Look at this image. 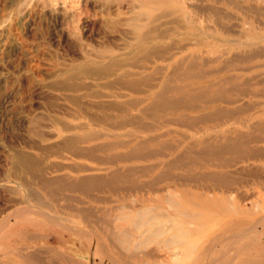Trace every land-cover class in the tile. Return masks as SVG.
Instances as JSON below:
<instances>
[{"label":"rangeland","instance_id":"374dc122","mask_svg":"<svg viewBox=\"0 0 264 264\" xmlns=\"http://www.w3.org/2000/svg\"><path fill=\"white\" fill-rule=\"evenodd\" d=\"M188 1L191 3L192 0H0V221H3L2 223L5 222L4 224L0 222V264H24L25 262V264H36L38 261L39 263L37 264H138L139 260H144L141 253L144 249L143 244L137 248L138 252L136 250V253L140 252L136 255L137 257L131 256L129 251L122 250L121 246L123 243L118 245L117 240L114 239L122 228L118 227L116 229L117 233L114 234L113 226L119 223L121 226L130 227V224H133L138 218V214L142 212L146 213V217H150L153 211L147 212L145 205L148 203L154 204V199L157 196L162 197V201L166 206L170 199L175 200L180 209L187 212V215L186 213L178 212L173 216V222L177 225L180 241L187 240L196 247L211 246L215 249L222 248L226 254L233 257L232 260L227 261L224 257L226 254L224 253L219 252L221 254L215 253L214 255L212 253H205L201 256L206 263L234 264L239 260H242L244 264L250 263L246 259H241L242 254L245 255V252L239 253L238 248L245 241L254 239H257L260 243L264 241V142L261 140L249 142L245 148L249 147L248 149H251L256 147L257 149H255L259 153L257 152L258 155L255 158L247 160H243L236 151H230V153L223 152V154L219 152V159H217V157L213 156V152L210 151L211 148L209 147H211L214 141H217L212 133H217V130L221 129H230L235 125H241L240 128L243 131L250 130L256 136L260 138L264 137L261 128L249 129L244 124L245 119L249 115L256 121L264 120V0H196L198 2L197 7L193 6L196 2L195 0H193L194 3L192 1V5L187 4L186 6ZM182 3L185 4L182 5ZM188 5L191 7L188 8ZM201 5L203 7L199 10L198 8ZM205 5H208L207 7L212 5L216 9L211 7L205 8ZM249 6H252V9ZM191 9L195 12H188ZM184 14H187V16H184ZM195 14L198 15L196 19L197 24L194 23ZM207 15L210 17H207ZM231 15L232 17H230ZM189 18L191 19L189 20ZM141 22H144L145 25ZM231 23L234 25L232 26ZM178 25H181V27ZM141 33L143 37L145 35V38H148V40L146 38V42L148 43H145V47L140 46L139 36ZM203 35L206 37H203ZM190 39L194 40L191 42ZM261 40H263V43H261ZM238 42L241 44H238ZM182 43L184 45H181ZM173 44L174 47L172 46ZM180 45L182 49H180ZM182 46L186 47L183 48ZM161 47H164V49ZM203 49L206 50L202 51ZM146 51L148 52L147 54ZM159 51L163 53H158ZM169 52H171V55ZM197 52L198 54L199 52L204 53L201 56L199 54L197 57V54H195ZM256 52L263 54L259 55L260 53H257L259 55L257 56ZM252 53L255 54L253 55ZM100 54H105V57ZM158 54H161L163 58ZM246 54H248V57ZM192 56H195V59ZM214 56L217 57L214 58ZM242 56L247 58L253 56V58L252 61L245 63L243 59H240ZM164 57L165 60H163ZM205 59L206 61H204ZM188 62L191 66H188L190 68L187 69V65L185 64H189ZM176 63L181 64V66L177 64L179 66L177 67ZM252 63L256 65L251 70L245 71L246 75L243 78L236 76L239 72L238 67ZM104 64L111 65L106 68ZM173 65H175L174 69L172 68ZM163 66L165 67L163 68ZM219 67L222 68L220 69ZM212 69L213 71H211ZM133 71L138 73H133ZM172 71L176 73L172 75ZM121 72H124V74L129 73L130 75H122ZM177 72L178 75L176 76ZM183 76L184 78H182ZM130 78H136L134 81L138 84H136L135 89H140V92L128 88V83L131 81ZM164 78L169 83H167L168 81L165 82ZM162 82L165 85L167 83V87L169 86V89H172L168 90L164 98L165 100L170 98L168 102L173 103L171 104L173 106L168 104V108L166 105L161 108H152L153 106L149 105L150 102H153L155 105V103L160 101V98L156 96L153 99L154 96H147L142 91L143 89H148L152 83L161 85ZM210 83L214 84L211 85ZM197 91L200 94L198 93L197 95ZM250 91L261 94H257L256 97L244 95L245 92ZM102 93H105L104 96ZM53 94H55V97ZM92 94L98 95L95 97ZM69 96L70 98L73 96L74 100L77 98L78 102L69 99ZM60 98L63 99L61 100ZM228 99L236 101L229 102ZM175 100L177 103H175ZM107 101H109V105H107ZM128 101L133 102L131 104ZM55 102L59 104L53 105ZM93 102L104 104L100 106ZM174 104L179 108L177 109ZM103 105L108 107L104 108L105 111L102 109ZM147 105H149L148 109ZM121 106H123V110ZM163 107L166 108L164 109ZM235 107L240 108H236L232 112ZM150 108L154 110L150 111ZM150 113L151 115L154 113L155 116L154 114L151 116ZM204 113L205 116L203 115ZM102 114L111 116V123L107 124L105 121H102ZM212 114L214 116L216 114V116L214 117ZM137 115L138 119L136 118ZM206 116H208L207 119ZM54 117L60 123H62V120L63 123L67 124L72 122L78 123V127L71 132L78 135V138L84 137V140L75 142L74 148L77 149H75L76 151H67L65 149L64 151L63 148L61 149L62 146L58 145L60 148L52 146V144L57 145L58 141L54 138L52 132L53 130H57L56 126L60 127L59 122L53 119ZM44 123L46 126H43ZM118 124L119 127L117 126ZM30 127L31 131L29 130ZM38 131L41 132L38 133ZM40 135L43 136L41 137ZM85 136L86 138L87 136L90 138L87 140ZM202 139L211 143L210 146H203ZM33 141L35 144H33ZM53 141L56 143H53ZM219 142L224 141L221 139ZM48 143H52L51 146ZM189 143H191V146ZM43 145L46 148L49 146L51 148L45 149ZM142 146L144 147L141 148ZM258 146H262L261 150ZM205 147H208L209 151L207 148L204 150ZM78 148L81 151L80 154ZM147 148L149 149L147 150ZM18 149L22 151L19 152ZM42 150H44V153H41ZM50 150L53 154H50ZM60 151L63 155H61ZM202 151L206 153H202ZM212 151H215L213 147ZM28 152L31 154L26 155H29L31 159L33 157V160H36L42 166H39L40 170L37 171V173L40 172L41 174L38 173L37 175L35 173L33 175L32 172L23 169L22 165L19 164L16 155ZM139 154H142L143 158ZM44 155L46 159L43 157ZM111 155L112 157H109ZM97 159H100V161ZM114 160L115 162H113ZM53 161L57 163L54 164L55 166H52ZM166 161L167 163L165 164ZM185 161L186 163H184ZM219 161L225 165L221 170L215 166ZM42 162L45 163L44 168L41 164ZM47 162L49 164H46ZM12 163L18 168H15ZM67 163H71V165L75 164L70 166ZM77 163L82 165H78ZM171 164L173 165L171 166ZM229 164L231 165L229 166ZM47 165L52 166L50 167L51 170ZM58 165L59 167H56ZM65 166L71 167V170ZM127 166H130V169L133 170H130ZM216 170L220 173L216 174ZM206 171H214L217 175V180L206 179ZM28 172L31 173V176ZM202 172L204 174L201 176ZM142 173L145 175H142ZM114 174L115 176H112ZM221 174L223 177H221ZM35 175L37 176L35 177ZM29 176L31 179L35 177L32 179L33 182H30ZM38 176H41V178L46 177L45 181L51 176L52 178H61L59 179V183L55 185L49 184V187L52 190L55 189V192L51 191L50 188L48 189V184H44V180L42 179L43 181H41V178ZM90 176L93 177L90 179ZM203 176L206 178H203ZM224 176L229 177L233 182L221 184L224 183L220 182L222 181L221 179H224ZM113 177L114 179H112ZM65 178L70 183L71 181L75 182L71 183L74 186L70 185V183L67 184V181L64 184ZM24 179L28 181L21 182ZM235 179H239V181L237 182ZM40 181L41 184L38 183ZM82 181L85 184L81 183ZM36 182L38 184H35ZM119 184L120 186H117ZM40 185L46 186L43 187L44 189H41L40 187L42 186ZM64 185H69V187H64ZM53 186L57 187L52 188ZM60 186L67 189L62 188L61 191L58 188ZM29 187L34 189L32 190ZM152 189L153 191H151ZM47 191L51 192V194ZM45 192L48 194L45 195ZM238 192H241V195ZM55 193L59 195L54 198ZM28 194L33 195L36 199L39 197V201L44 204L58 203L60 205L56 204L57 207L50 210L34 198L32 199V196ZM63 194H67L65 195L66 197L62 196ZM68 195L70 198L78 196L77 198H80L79 201L81 202H77L78 200L75 197L70 200L69 197L67 198ZM205 196L209 198L208 202H205ZM15 198H19L20 201L18 199L16 201ZM215 199L227 204L229 211L225 213L214 210L211 202ZM233 202L236 206L240 205L247 208V210L242 212L234 210L232 208ZM66 204L70 207V204H73L71 208L74 209L68 208ZM17 207L19 209L21 207L20 210L28 208L22 212L24 213L28 210V213L23 214L26 217L25 219L13 216L17 213ZM77 208L85 210L79 209L78 211ZM12 209L16 213L12 212ZM20 210H18V213ZM193 211L194 213H192ZM35 212H45L43 213L44 215L54 216L57 219L55 221L54 218H50L51 221H48L41 216L43 214L39 215ZM9 213L13 214L9 215ZM229 215H248L254 217V220L257 221L256 226L254 224L255 234L253 231L248 235H244L241 239L225 242L223 238L229 232L222 233L220 231H222L223 225L226 223ZM123 216L125 217L123 218ZM66 218L67 220H63ZM257 218L260 219L257 220ZM153 219L150 218L147 224L141 226L137 232L142 231L140 238L147 237V235H149L148 237L154 236L151 230L158 224H156L157 220ZM60 223L61 226H59ZM185 225L189 226V231L186 233L180 231ZM111 227L112 229H110ZM130 231H132L131 228ZM112 232L114 235L112 234L111 238L110 233ZM217 232H219L220 237L212 239V236ZM219 240L221 242H217ZM212 243L218 244L213 245ZM221 245L224 246L221 247ZM141 248H143L142 251ZM257 249L260 250V246ZM193 253L191 252V256H193ZM209 256L212 257V261L208 258ZM215 257H218V259ZM174 259L177 261H174L175 263H181L185 260L181 253L171 257V260ZM259 264H264V262L262 263L261 261Z\"/></svg>","mask_w":264,"mask_h":264},{"label":"bare ground","instance_id":"6f19581e","mask_svg":"<svg viewBox=\"0 0 264 264\" xmlns=\"http://www.w3.org/2000/svg\"><path fill=\"white\" fill-rule=\"evenodd\" d=\"M181 1V0H180ZM186 1V0H185ZM193 1V0H192ZM192 1H191V3H192ZM196 1V0H195ZM201 1V0H200ZM216 1V0H215ZM233 1V0H232ZM184 2V1H183ZM190 1H188L187 3H186V6H187V4H191V3H189ZM197 2V1H196ZM196 2H195V4L193 5V6H196L197 7V5H198V2H197V4H196ZM231 2V1H230ZM193 3H194V1H193ZM236 3V2H235ZM167 4V3H166ZM183 4H185V3H182V5ZM234 4V3H233ZM192 5V4H191ZM236 5V4H235ZM138 6V5H137ZM206 6V7H205ZM204 7L205 8H209V7H211V8H215V7H212V5H210L209 7H207L208 5H205ZM242 6V5H241ZM182 7V6H181ZM191 7V6H190ZM189 7V5H188V8H190ZM201 7H203L202 5L200 6V8H198L199 10L201 9ZM250 7V6H249ZM252 7V6H251ZM250 7V8H251ZM186 9H188L187 7H185ZM193 9V8H192ZM188 10V12H190L191 13V11H193V10ZM194 9H196V10H198L197 8H194ZM204 9V8H203ZM216 9V8H215ZM252 9V8H251ZM172 10V9H171ZM174 10V9H173ZM210 10V9H209ZM211 11H213L212 9H211ZM263 11V10H262ZM193 12H195V11H193ZM197 12V11H196ZM199 12V11H198ZM204 12V11H203ZM255 13H256V11H254ZM258 12V11H257ZM187 13V12H186ZM208 13V12H207ZM214 13V12H213ZM216 13V12H215ZM189 14V13H188ZM201 14V13H200ZM200 14H199V16H200ZM228 14V13H227ZM226 14V15H227ZM257 14H259V13H257ZM196 15V14H195ZM194 15V16H195ZM213 15V14H212ZM225 15V14H224ZM223 15V16H224ZM229 15V14H228ZM184 16H187V14L185 15L184 14ZM189 16H191V15H189ZM197 16L198 15H196V18H195V24H197L198 22H196V19H197ZM205 16H206V14H205ZM217 16V15H216ZM207 17H210V16H208L207 15ZM214 17H215V15H214ZM230 17H232V15L230 16ZM147 18V17H146ZM192 19H193V17H191ZM191 18H189V20L191 19ZM199 18V17H198ZM141 19H143V18H141ZM187 19V18H186ZM220 19V18H219ZM222 19V18H221ZM237 19V18H236ZM139 20V19H138ZM205 20V19H204ZM203 20V21H204ZM177 21H179V19H177ZM181 21H182V19H181ZM194 21V20H193ZM193 21H191V22H193ZM200 21V20H199ZM214 21V20H213ZM229 21V20H228ZM201 22V21H200ZM206 22V21H205ZM216 22V21H215ZM141 23H143V25H145L144 24V22H141ZM140 23V24H141ZM178 23V22H177ZM176 23V24H177ZM181 23V22H180ZM179 23V24H180ZM221 23V22H220ZM189 24H190V22H189ZM203 24V23H202ZM232 24V23H231ZM183 25V24H182ZM205 25V24H204ZM203 25V26H204ZM221 25V24H220ZM234 24H232V26H233ZM245 25V24H244ZM135 26V25H134ZM133 26V27H134ZM139 26H142V25H139ZM179 27H181V25H178ZM194 26V25H193ZM206 26V25H205ZM209 26V25H208ZM229 26H231V25H229ZM137 27V26H136ZM191 27V26H190ZM135 28V27H134ZM154 28V27H153ZM204 28V27H203ZM205 28H207V27H205ZM246 28V27H245ZM209 29H210V27H209ZM135 30V29H134ZM196 30V29H195ZM203 30V29H202ZM202 30H200V31H202ZM144 31H146V30H144ZM199 31V32H200ZM164 32V31H163ZM198 32V33H199ZM135 33V32H134ZM178 33V32H177ZM200 33H202V34H204L203 32H200ZM158 34V33H157ZM202 34H200V35H202ZM206 34V33H205ZM144 35V34H143ZM195 35V34H194ZM199 35V34H198ZM159 36V35H158ZM164 36V35H163ZM135 37V36H134ZM150 37H152V36H150ZM201 37V36H200ZM203 37H206V36H204L203 35ZM241 37V36H240ZM245 37V36H244ZM259 37V36H258ZM147 38V37H146ZM146 38H145V35H144V37L142 36V33L140 34V36H139V42H140V46L141 47H145V43H148V42H146ZM164 38V37H163ZM212 38V37H211ZM247 38V37H246ZM251 38V37H250ZM254 38V37H253ZM248 39V38H247ZM147 40H148V38H147ZM191 40V39H190ZM190 40H189V42H190ZM194 39H192L191 40V42L193 41ZM238 40V39H237ZM255 40V39H254ZM263 40H261V43H263L262 42ZM150 42V41H149ZM190 42V43H191ZM195 42H198V41H195ZM236 42V41H235ZM253 42V41H252ZM173 43V42H172ZM189 43V44H190ZM194 43V42H193ZM186 44V43H185ZM196 44V43H195ZM206 44V43H205ZM238 44H241V43H239L238 42ZM153 45V44H152ZM181 45H184L183 43L181 44ZM181 45H180V49H182L181 48ZM187 45H188V43H187ZM192 45V44H191ZM198 45V44H197ZM261 45V44H260ZM173 47H174V44L172 45ZM178 46H179V44H178ZM150 47V46H149ZM165 47V46H164ZM164 47H161V48H163L164 49ZM183 47V46H182ZM184 47H186V46H184ZM183 47V48H184ZM261 47H263V46H261ZM168 48V47H167ZM178 48V47H177ZM209 48V47H208ZM149 49V48H148ZM148 49H147V51H148ZM170 49V48H169ZM175 49V48H174ZM207 49V48H206ZM206 49H203L202 51H205ZM150 50V49H149ZM155 50H156V47H155ZM158 50V49H157ZM160 50V49H159ZM165 50H166V48H165ZM164 50V51H165ZM260 50V49H259ZM146 51V54L149 52H147ZM151 51V50H150ZM225 51V50H224ZM256 51V50H255ZM160 52H162V51H159L158 53H160ZM168 52V51H167ZM166 52V53H167ZM201 52V51H200ZM199 52V54H200V56H201V54L202 53H204V52H202V53H200ZM207 52V51H206ZM235 52V51H234ZM247 52V51H246ZM253 52H254V50H253ZM262 52V51H261ZM163 53V52H162ZM170 53V55H171V52H169ZM225 53V52H224ZM241 53V52H240ZM257 53H260V52H256V55H257ZM129 54V53H128ZM143 54H145V53H143ZM195 54H197V57H198V52L197 53H195ZM219 54V53H218ZM236 54V53H235ZM250 54V53H249ZM253 55L255 54V53H252ZM251 54V55H252ZM261 54H263V53H260L259 55H261ZM100 55H103V57H105L104 55L105 54H100ZM159 55V54H158ZM161 55V54H160ZM159 55V56H160ZM169 55V54H168ZM168 55H167V58H168ZM187 55V54H186ZM194 55V54H193ZM209 55V54H208ZM220 55H221V53H220ZM238 55V54H237ZM241 55V54H240ZM245 55V54H244ZM247 55V57H248V54H246ZM259 55H257V56H259ZM154 56V55H153ZM158 56V57H159ZM196 56V55H195ZM195 56L193 57L194 59H195ZM206 56V55H205ZM231 56V55H230ZM233 56V55H232ZM150 57V56H149ZM215 57H217V56H214V58ZM234 57V56H233ZM247 57H244V56H242V58H240V59H243V62H245V63H248V62H250V61H252V58H253V56L252 57H250L249 56V58H247ZM261 57V56H260ZM141 58V57H140ZM145 58V57H144ZM143 58V59H144ZM155 58V57H154ZM160 58V57H159ZM161 58H163V56L161 55ZM160 58V59H161ZM210 58V57H209ZM209 58H207V60L209 59ZM218 58H219V56H218ZM239 58V57H238ZM179 59V58H178ZM193 59V60H194ZM236 59V58H235ZM234 59V60H235ZM239 59V60H240ZM88 60H90V59H88ZM137 60V59H136ZM163 60H165V57H164V59ZM190 60V59H189ZM238 60V59H237ZM103 61V60H102ZM177 61V60H176ZM182 61H184V60H182ZM182 61H181V63H182ZM203 61V60H202ZM204 61H206V59L204 60ZM208 61H210V60H208ZM212 61V60H211ZM108 62V61H107ZM115 62V61H114ZM150 62V61H149ZM190 62V61H189ZM188 62V63H189ZM193 62V61H192ZM223 62V61H222ZM134 63V62H133ZM191 63V62H190ZM189 63V64H190ZM100 64H103V63H100ZM126 64V63H125ZM129 64V63H128ZM177 64L178 63H176V66H177ZM189 64H185V65H187V69L188 68H190V67H188V66H191V64L189 65ZM205 64H206V62H205ZM226 64V63H225ZM264 64V63H263ZM111 64H109V65H105L104 64V66H106V68H108L107 66H110ZM116 65V64H115ZM123 65V64H122ZM130 65H132V64H130ZM129 65V66H130ZM179 66H181V64H178ZM226 65H228V64H226ZM256 64H254V63H252V64H250V65H244V66H241V67H238V69H239V72H238V74H236V76H238V77H240V78H243L246 74H245V71H249V70H251V68H253L254 66H255ZM258 65V64H257ZM259 65H261V64H259ZM125 66V65H124ZM174 66L175 65H173V67L172 66H170V67H172L173 69H174ZM179 66H177V67H179ZM193 66V65H192ZM101 67H102V65H101ZM137 67V66H136ZM159 67V66H158ZM165 66H163V68H164ZM176 67V68H177ZM201 67V66H200ZM225 67V66H224ZM100 68V67H99ZM162 68V69H163ZM171 68V70H173ZM186 68V67H185ZM192 68V67H191ZM220 69L222 68V67H219ZM88 69V68H87ZM157 69V68H156ZM200 69V68H199ZM235 69V68H234ZM237 69V68H236ZM116 70V69H115ZM159 70V69H158ZM177 70H179V69H177ZM183 70H185V69H183ZM152 71H153V69H152ZM151 71V72H152ZM154 71H156V70H154ZM186 71V70H185ZM199 71H201V70H199ZM210 71V70H209ZM211 71H213V69L211 70ZM210 71V72H211ZM217 71H220V70H217ZM159 72V71H158ZM169 72H171V71H169ZM169 72H168V75H169ZM173 72V71H172ZM205 72H207V71H205ZM122 73V72H121ZM133 73H138V72H135V71H133ZM153 73V72H152ZM162 73V72H161ZM176 72L174 71L173 72V74L172 75H174ZM181 73H182V71H181ZM181 73H179V74H181ZM192 73H193V71H192ZM197 73V72H196ZM262 73V72H261ZM124 74V72L122 73V75ZM127 74H129V73H126V74H124V75H126L127 76ZM131 74H132V72H131ZM191 74V73H190ZM130 75V74H129ZM134 75V74H133ZM147 75V74H146ZM178 75V72H177V74H176V76ZM183 75V74H182ZM120 76H121V74H120ZM144 76V75H143ZM233 76V75H232ZM254 76H256V75H254ZM151 77H153L152 75H151ZM166 77V76H165ZM173 77V76H172ZM189 77V76H188ZM226 77H228V76H226ZM253 77V76H252ZM117 78V77H116ZM179 78V77H178ZM182 78H184V76L182 77ZM251 78V77H250ZM254 78V77H253ZM118 79V78H117ZM134 79H136V78H130V82L128 83V85H129V87L128 88H130V89H134V90H136L135 89V87H136V84H138V83H136L135 81H134ZM223 79H225V78H223ZM249 79V78H248ZM261 79V78H260ZM129 80V79H128ZM133 80V81H132ZM138 80V79H137ZM142 80H143V78H142ZM148 80V79H147ZM172 80V79H171ZM247 80V79H246ZM246 80H244V81H246ZM144 81V80H143ZM163 81V80H162ZM164 81L165 82H167L166 81V78H164ZM163 81V82H164ZM243 81V80H242ZM248 81V80H247ZM126 82H127V80H126ZM148 82V81H147ZM163 82H162V84H163ZM224 82V81H223ZM222 82V83H223ZM167 83H169V81L167 82ZM167 83H166V85L165 84H154V83H152V85H148L149 86V88L148 89H143V93L145 94V95H147V96H154L153 97V99L154 98H156V96L157 97H159L160 99V101H158L157 103H155V105L153 104V102L151 103L150 102V104L149 103H147V104H149V105H152L153 107L152 108H155V107H162V106H167V108L169 107V105H171V104H173V103H171V102H168V100L170 99H166L165 100V98H164V96H165V94L168 92V90H172V89H169V86L167 87ZM243 83V82H242ZM259 83V82H258ZM154 84V85H153ZM211 84V83H210ZM214 84V83H213ZM213 84H211V85H213ZM215 84H216V82H215ZM239 84H241V83H239ZM99 86H101V85H99ZM109 86V85H108ZM186 86V85H185ZM220 86V85H219ZM123 87V86H122ZM125 88H126V86H124ZM138 87V86H137ZM174 87V86H173ZM175 87H177V86H175ZM231 87V86H230ZM71 88V87H70ZM180 88H181V86H180ZM244 88H246V87H244ZM194 89V88H193ZM192 89V90H193ZM77 90V89H76ZM180 90V89H179ZM187 90H189V89H187ZM236 90V89H235ZM239 90V89H238ZM136 91H141L140 89H137ZM176 91V90H175ZM204 91V90H203ZM237 91V90H236ZM246 91H248V90H246ZM133 92V91H132ZM135 92V91H134ZM201 92V91H200ZM205 92V91H204ZM224 92V91H223ZM264 92V91H263ZM99 94H100V92H98ZM115 93V92H114ZM177 93V92H176ZM184 93V92H183ZM197 93V95H198V91L196 92ZM240 93V92H239ZM105 94V93H104ZM104 94L102 93V95L104 96ZM118 94V93H117ZM121 94H124V93H121ZM179 94V93H178ZM200 94V93H199ZM257 94H261V93H256L255 91H250V92H245L244 93V95H247V96H249V95H252V96H254V97H256V95ZM55 94H53V96H54ZM63 95V94H62ZM69 95H71V94H69ZM93 96H97L98 94H96V95H94V94H92ZM107 95V94H106ZM173 95V94H172ZM171 95V96H172ZM183 95V94H182ZM185 95V94H184ZM201 95H202V93H201ZM52 96V95H51ZM64 96V95H63ZM76 96V95H75ZM108 96H109V94H108ZM118 96V95H117ZM121 96V95H120ZM208 96V95H207ZM55 97V96H54ZM59 97V96H58ZM67 97V96H66ZM218 97H220V96H218ZM65 98V97H64ZM74 97L72 96V98H70V96H69V99H73ZM182 98H184V97H182ZM181 98V99H182ZM221 98V97H220ZM59 99V98H58ZM61 99V98H60ZM63 99V98H62ZM61 99V100H62ZM66 99V98H65ZM77 99V98H76ZM76 99L74 100L73 99V101L74 102H78V99H77V101H76ZM141 99V98H140ZM145 99V98H144ZM143 99V100H144ZM152 99V100H153ZM207 99H209V98H207ZM219 99V98H218ZM67 100V99H66ZM213 100V99H212ZM55 101V100H54ZM72 101V102H73ZM103 102H104V100H102ZM110 101V100H109ZM109 101H107V103L109 102ZM126 101V100H125ZM156 101V100H155ZM171 101V100H170ZM173 101V100H172ZM180 101V100H179ZM227 101V100H226ZM228 101L229 102H234V101H236V100H232V99H228ZM96 102H98V101H96ZM96 102H93V103H95L96 104ZM106 102V101H105ZM130 101H128V103H129ZM133 102V101H132ZM132 102H130L131 104H132ZM139 102V101H138ZM174 102V101H173ZM183 102V101H182ZM207 102V101H206ZM228 102V103H229ZM106 103V104H107ZM111 103H113V102H111ZM126 103V102H125ZM134 103H135V100H134ZM133 103V104H134ZM136 103H137V101H136ZM175 103H177V101L175 100ZM180 103H181V101H180ZM179 103V104H180ZM57 104H59V103H57ZM56 104V102H55V104H53V105H57ZM76 104V103H75ZM99 104V103H98ZM98 104H96V105H98ZM102 104H104V103H102ZM102 104H101V102H100V106H102ZM114 104V103H113ZM112 104V105H113ZM127 104V103H126ZM169 104V105H168ZM74 105V104H73ZM77 105H79V104H77ZM76 105V106H77ZM107 105H109V103L107 104ZM114 105H116V104H114ZM121 105H123V104H121ZM125 105V104H124ZM149 105H147V109H148V106ZM181 105H182V103H181ZM180 105V106H181ZM116 106H118V105H116ZM171 106H173V105H171ZM170 106V107H171ZM174 106H176L175 104H174ZM66 107V106H65ZM113 107V106H112ZM144 107V106H143ZM177 107V106H176ZM244 107V106H243ZM98 108H100V107H98ZM97 108V109H98ZM104 108H108V107H106L105 105H103V107H102V109L104 110ZM114 108V107H113ZM121 108H122V110H123V106H121ZM124 108H125V106H124ZM146 108V107H145ZM160 108H158V109H160ZM164 108V107H163ZM166 108V107H165ZM164 108V109H165ZM179 107H177V109H178ZM236 108H238V107H235L233 110H232V112L236 109ZM240 108V107H239ZM238 108V109H239ZM242 108V107H241ZM68 109H69V107H68ZM101 109V110H102ZM112 109V108H111ZM176 109V108H175ZM70 110H72V109H70ZM115 110V109H114ZM121 110V109H120ZM125 110V109H124ZM128 110V109H127ZM139 110V109H138ZM152 110H154V109H152ZM151 110V108H150V111H152ZM156 110H157V108H156ZM218 110V109H217ZM221 110V109H220ZM242 110V109H241ZM99 111V110H98ZM105 111V110H104ZM161 111V110H160ZM124 112V111H123ZM126 112V111H125ZM143 112V111H142ZM231 112V111H230ZM231 112V113H232ZM236 112V111H235ZM234 112V113H235ZM238 112H240V111H238ZM70 113V112H69ZM102 113V112H101ZM117 113V112H116ZM127 113V112H126ZM147 113V112H146ZM209 113V112H208ZM207 113V114H208ZM227 113V112H226ZM98 114V113H97ZM105 114V113H104ZM104 114H102V117H101V120L102 121H105L107 124L108 123H111L110 121H111V116H109L108 114L107 115H104ZM144 114H145V112H144ZM154 114V113H153ZM152 114V115H153ZM210 114V113H209ZM217 114V113H216ZM216 114H215V116H216ZM222 114V113H221ZM146 115V114H145ZM150 115H151V113H150ZM151 115V116H152ZM157 115H158V113H157ZM200 115H202V114H200ZM204 116H205V113L203 114ZM213 115V114H212ZM212 115H210V116H212ZM220 115V114H219ZM227 115H228V113H227ZM229 115H231L230 113H229ZM46 116V115H45ZM45 116H43V117H45ZM52 116V115H51ZM71 116H72V114H71ZM101 116V115H100ZM132 116V115H131ZM154 116H155V114H154ZM214 116V115H213ZM212 116V117H213ZM214 116V117H215ZM218 116V115H217ZM53 117V116H52ZM73 117H75V116H73ZM94 117H96V116H94ZM113 117V116H112ZM207 117L208 116H206V119H207ZM59 118V117H58ZM122 118H123V116H122ZM128 118V117H127ZM132 118V117H131ZM137 119H138V115H137V117H136ZM204 118V117H203ZM211 118V117H210ZM209 118V119H210ZM229 118V117H228ZM49 119V118H48ZM53 119H55V117L53 118ZM60 119V118H59ZM130 119V118H129ZM169 119V118H168ZM172 119V118H171ZM205 119V118H204ZM205 119V120H206ZM212 119V118H211ZM214 119V118H213ZM45 120H47V119H45ZM56 120V119H55ZM61 120V119H60ZM96 120V119H95ZM123 120V119H122ZM124 120H125V118H124ZM123 120V121H124ZM165 120V119H164ZM58 121V119L56 120V122ZM90 121V120H89ZM97 121V120H96ZM117 121V120H116ZM138 121V120H137ZM136 121V122H137ZM140 121V120H139ZM59 122V121H58ZM91 122V121H90ZM99 122V121H98ZM119 122V121H118ZM126 122V121H125ZM130 122H132L131 120H130ZM141 122H142V120H141ZM167 122V121H166ZM42 123V122H41ZM46 123V122H45ZM45 123L43 124V126L45 125ZM92 123V122H91ZM138 123V122H137ZM39 124V123H38ZM53 124V123H52ZM127 124V123H126ZM145 124V123H144ZM143 124V125H144ZM246 126H247V128H261L262 129V132L264 133V120H254L253 118H252V116L251 115H249L246 119H245V123H244ZM59 125H60V127L59 126H56V128H57V130L55 131V130H53V135H54V138L55 139H57L56 141H57V145H53L52 143H48L50 146H51V144H52V146L53 147H56V146H62L61 147V149L63 148V150L65 149V150H75L76 148H74L75 146V142H80L84 137H83V135H84V133H83V135H81L83 138H78L79 136L78 135H75L74 134V132H71L72 130H74V129H76L77 127H78V123H74V122H72V123H63V120H62V123H60L59 122ZM83 125H85V124H83ZM106 125V124H105ZM114 125H116L115 123H114ZM139 125V124H138ZM46 126V125H45ZM118 127H119V124L117 125ZM240 126L241 125H235V126H232L230 129H221V130H217V133H212V135H213V137H215V139L217 140V141H214L213 142V144L211 145V147H209V148H211V152H213L212 154H213V156H215V157H217V159H219L218 157V154H220V153H222L223 154V152H229L230 153V151H232V152H234V151H236L237 152V154L243 159V160H247V159H249V158H251V159H253V158H255L256 157V155H258V153H259V151H257L255 148H251V149H246L245 147L249 144V142H252V141H263L264 142V137L262 138H260V137H258V136H256V134H253V132H251L250 130H247V131H243L241 128H240ZM41 127V126H40ZM79 127H81V126H79ZM117 127V128H118ZM145 128V127H144ZM115 129V128H114ZM30 131H31V127H30V129H29ZM115 130H117V129H115ZM152 130V129H151ZM253 130V129H252ZM36 131V130H35ZM46 131V130H45ZM51 131V130H50ZM169 131H171V130H169ZM254 131V130H253ZM41 131H38V133H40ZM47 132H48V130H47ZM162 132V131H161ZM259 132V131H258ZM34 133V132H33ZM36 133V132H35ZM37 133V134H38ZM52 133H50L51 135H52ZM27 134V133H26ZM43 134H44V131H43ZM49 134V133H48ZM93 134H95V133H93ZM102 134V133H101ZM259 134V133H258ZM88 135V134H87ZM117 135V134H116ZM120 135V134H119ZM122 135V134H121ZM125 135V134H124ZM26 136V135H25ZM36 136V135H35ZM38 136H39V134H38ZM41 136V135H40ZM43 136V135H42ZM41 136V137H42ZM101 136V135H100ZM40 137V138H41ZM210 137V136H209ZM25 138H27V137H25ZM85 138H86V136H85ZM90 138V137H89ZM88 138V136H87V140L89 139ZM91 138H93V137H91ZM149 138H151L150 136H149ZM28 139H30V138H28ZM33 139V138H32ZM32 139H31V141H32ZM80 139V140H79ZM94 139V138H93ZM131 139V138H130ZM204 139H206V138H204ZM221 139H223V141L224 142H219ZM25 140H27V139H25ZM84 140V139H83ZM34 141H36V140H34ZM34 141H33V144H35L34 143ZM129 141V140H128ZM142 141V140H141ZM147 141V140H146ZM30 142V141H29ZM84 142V141H83ZM114 142V141H113ZM148 142V141H147ZM202 145L203 146H210V144L211 143H208V141L207 140H203L202 139ZM211 142V141H210ZM217 142V143H216ZM31 143V142H30ZM38 143V142H37ZM53 143H56V142H54L53 141ZM105 143V142H104ZM124 143V142H123ZM136 143V142H135ZM25 144V143H24ZM28 145H30L29 143H27ZM39 144V143H38ZM61 144V145H60ZM112 144V143H111ZM117 144V143H116ZM142 144H144V143H142ZM190 144V146H191V143H189ZM48 145V146H49ZM94 145V144H93ZM98 145V144H97ZM100 145H101V143H100ZM104 145V144H103ZM107 145H108V143H107ZM139 145V144H138ZM137 145V146H138ZM161 145V144H160ZM173 145V144H172ZM15 146V145H14ZM31 146V145H30ZM34 146V145H33ZM38 146V145H37ZM41 146V145H40ZM39 146V147H40ZM44 146V145H43ZM45 146H47V144H45ZM44 146V147H45ZM47 147V148H51V147ZM58 146V147H59ZM102 146V145H101ZM116 146V145H115ZM189 146V145H188ZM200 146H201V144H200ZM260 146V145H259ZM258 146V147H259ZM59 147V148H60ZM76 147H80V146H76ZM85 148H87L86 146H84ZM132 147V146H131ZM144 146H142L141 148H143ZM146 147H147V144H146ZM145 147V148H146ZM192 147H193V145H192ZM212 147L214 148V150L215 151H212ZM12 148V147H11ZM41 149H42V147H40ZM46 147H45V149H47ZM57 148V147H56ZM94 148H95V146H94ZM110 148V147H109ZM113 148V147H112ZM133 148H134V146H133ZM208 149V151H209V148L208 147H205L204 148V150L205 149ZM245 148V149H244ZM261 148H262V146L261 147H259V149L261 150ZM15 149V148H14ZM38 149V148H37ZM44 149V148H43ZM48 149V150H49ZM81 149V148H80ZM88 149V148H87ZM100 149V148H99ZM103 149H104V147H103ZM107 149V148H106ZM149 148H147V150H148ZM153 149V148H152ZM163 149V148H162ZM161 149V150H162ZM200 149V148H199ZM16 150V149H15ZM15 150H14V152H15ZM48 150H47V152H48ZM52 150V149H51ZM51 150H50V152H51ZM64 150V151H65ZM77 150V149H76ZM75 150V151H76ZM78 150H79V148H78ZM83 150V149H82ZM85 150V149H84ZM92 150V149H91ZM140 150H144V149H140ZM156 150H158V149H156ZM160 150V151H161ZM191 150V149H190ZM17 151V150H16ZM18 151H19V149H18ZM20 151H22V150H20ZM19 151V152H20ZM44 150H42L41 151V153L43 152ZM53 152H54V150H52ZM94 151V150H93ZM101 151V150H100ZM126 151V150H125ZM197 151V150H196ZM262 151H263V149H262ZM261 151V152H262ZM25 152V151H24ZM49 152V153H50ZM53 152H51L50 154H53ZM56 152H58L57 150H56ZM61 152V151H60ZM60 152H59V154H60ZM73 153H74V151H72ZM71 152V153H72ZM80 150H79V154H80ZM84 152V151H83ZM90 152V151H89ZM141 152V151H140ZM144 152V151H143ZM191 152V151H190ZM220 152V153H219ZM258 152V153H257ZM18 153V152H17ZM16 153V154H17ZM44 153V152H43ZM55 153V152H54ZM69 153V152H68ZM70 153V154H71ZM91 153V152H90ZM102 153H104V152H102ZM130 153V152H129ZM153 153V152H152ZM163 153V152H162ZM181 153V152H180ZM185 153V152H184ZM189 153V152H188ZM202 153H206L205 151L203 152L202 151ZM15 154V153H14ZM22 154V153H21ZM26 154H31V153H25V154H22V155H20V153H19V155H16L17 156V160L19 161V164H21L22 165V167H23V169H25V170H27V171H30V172H32L33 173V175L35 174V173H37V171H39L40 170V168H38L39 166L40 167H42L41 165H39V162H37L36 160H33V157H32V159H31V157L28 155H26ZM49 154V155H50ZM55 154H57V153H55ZM84 154V153H83ZM113 154V153H112ZM115 154V153H114ZM137 154V153H136ZM143 154V153H142ZM141 154V155H142ZM149 154V153H148ZM156 154V153H155ZM160 154V153H159ZM183 154V153H182ZM196 154V153H195ZM211 154V153H210ZM45 155H46V151H45ZM45 155L43 156V157H45ZM58 155V154H57ZM61 155H63V153L61 152ZM72 155V154H71ZM81 155H82V153H81ZM87 155V154H86ZM96 155V154H95ZM106 155V154H105ZM110 155V154H109ZM123 155V154H122ZM129 155V154H128ZM140 155V154H139ZM141 155H140V157H141ZM189 155V154H188ZM197 155V154H196ZM206 155V154H205ZM263 155V154H262ZM7 156V155H6ZM34 156V155H33ZM59 157H61L60 155H58ZM73 156V155H72ZM75 156H76V154H75ZM80 156V155H79ZM92 156V155H91ZM90 156V157H91ZM107 156V155H106ZM115 156V155H114ZM134 156V155H133ZM136 156V155H135ZM150 156V155H149ZM165 156V155H164ZM238 156V157H239ZM30 157V158H29ZM38 157H40V156H38ZM42 157V158H43ZM109 157H112V155L111 156H109ZM201 157V156H200ZM230 157V156H229ZM228 157V158H229ZM35 159H36V157H34ZM66 158H68V157H66ZM108 158V157H107ZM142 158H143V155H142ZM197 158H198V156H197ZM205 158V157H204ZM221 158V157H220ZM234 158V157H233ZM45 159H46V157H45ZM103 159H104V157H103ZM106 159V158H105ZM124 159V158H123ZM194 159V158H193ZM212 159V158H211ZM211 159H210V161H211ZM37 160L39 161V159L37 158ZM92 160V159H91ZM96 160V159H95ZM98 160V159H97ZM107 160V159H106ZM105 160V161H106ZM200 160V159H199ZM206 160H207V158H206ZM221 160V159H220ZM225 160H226V158H225ZM231 160V159H230ZM255 160V159H254ZM42 161H44V160H42ZM47 161V160H46ZM98 161H100V159L98 160ZM109 161V160H108ZM168 161V160H167ZM167 161L165 162V164L167 163ZM180 161V160H179ZM202 161H203V158H202ZM208 161V160H207ZM227 161V160H226ZM228 161H229V159H228ZM9 162V161H8ZM51 162V161H50ZM54 162V161H53ZM52 162V166H55L54 164H57V163H53ZM113 162H115V160L113 161ZM173 162V161H172ZM218 162V161H217ZM236 162V161H235ZM44 162H42L41 164L43 165V168H44V165H45V163L43 164ZM59 163V162H58ZM103 163V162H102ZM109 163H111V162H109ZM184 163H186V161L184 162ZM15 164V163H14ZM46 164H49L48 162L46 163ZM63 164V163H62ZM68 165L70 164V166H73V165H71V163H67ZM66 164V165H67ZM78 164V163H77ZM76 164V165H77ZM155 164H157V163H155ZM165 164H164V166H165ZM175 164V163H174ZM181 164H183V163H181ZM190 164V163H189ZM199 164V163H198ZM211 164H212V162H211ZM214 164V163H213ZM12 165H13V163H12ZM11 165V166H12ZM51 165V164H50ZM50 165H47V166H49V169H50V167H52V166H50ZM59 165H60V163H59ZM59 165L58 166H56V167H59ZM75 165V166H76ZM78 165H82V164H78ZM77 165V166H78ZM85 165V164H84ZM168 165V164H167ZM173 164H171V166H172ZM185 165V164H184ZM228 165V164H227ZM231 164H229V166H230ZM248 165H250L249 163H248ZM13 166H15V168L17 167L16 165H13ZM153 166V165H152ZM151 166V167H152ZM162 166H163V164H162ZM175 166V165H174ZM182 166V165H181ZM200 166V165H199ZM215 166L216 167H218V168H220V170L222 169V167H224L225 165H224V163L223 162H221V161H219V163H216L215 164ZM243 166H244V164H243ZM55 167V168H56ZM62 167V166H61ZM65 167H67L68 168V166H65ZM80 167V166H79ZM128 167V166H127ZM126 167V168H127ZM137 167V166H136ZM143 167V166H142ZM141 167V168H142ZM170 167V166H169ZM176 167V166H175ZM18 168V167H17ZM71 167H69L68 169H70ZM73 168V167H72ZM76 168H78V167H76ZM83 168V167H82ZM91 168V167H90ZM98 168V167H97ZM100 168V167H99ZM102 168V167H101ZM116 168H118V167H116ZM129 169H130V166L128 167ZM165 168V167H164ZM167 168H168V166H167ZM181 168V167H180ZM245 168V167H244ZM22 169V170H23ZM46 169V168H45ZM44 169V170H45ZM79 169V168H78ZM86 169V168H85ZM89 169V168H88ZM91 169H93V168H91ZM103 169H104V167H103ZM162 169V168H161ZM172 169V168H171ZM193 169V168H192ZM237 169V168H236ZM43 170V169H42ZM41 170V171H42ZM51 170V169H50ZM59 170V169H58ZM71 170V169H70ZM113 170H115L114 168H113ZM130 170H133V169H130ZM137 170V169H136ZM160 170V169H159ZM165 170H167V169H165ZM189 170V169H188ZM255 170V169H254ZM26 171V172H27ZM74 171V170H73ZM129 171V170H128ZM141 171V170H140ZM169 171V170H168ZM167 171V172H168ZM14 172V171H13ZM24 172V171H23ZM30 172H28L29 173V175L31 174ZM43 172V171H42ZM108 173H109V171H107ZM124 172V171H123ZM126 172V171H125ZM161 172H163V171H161ZM172 172V171H171ZM199 172V171H198ZM208 172H209V174H208ZM226 172V171H225ZM248 172V171H247ZM251 172H253V171H251ZM10 174H11V172H9ZM39 174H41L40 172H38ZM38 173H37V175H38ZM113 173V172H112ZM118 173V172H117ZM120 173V172H119ZM133 173V172H132ZM145 173V172H144ZM217 173H220V172H218L217 170H216V174ZM227 173V172H226ZM236 173V172H235ZM238 173V172H237ZM249 173V172H248ZM253 173H255V172H253ZM131 174V173H130ZM135 174V173H134ZM146 174V173H145ZM145 174H143L142 173V175H145ZM159 174V173H158ZM176 174V173H175ZM192 175H193V173H191ZM197 175H199L198 173H196ZM204 173L202 172V174H201V176L203 175ZM206 175V177L205 176H203V178L205 177L206 179H212V181L214 180V179H216L217 180V175L215 174V172L213 171H206V173H205ZM241 174V173H240ZM250 174V173H249ZM37 175H35V177L37 176ZM42 175H44V174H42ZM41 175V176H42ZM92 175H94V174H92ZM97 175V174H96ZM99 175V174H98ZM162 175V174H161ZM186 175V174H185ZM236 175V174H235ZM247 175V174H246ZM13 176V175H12ZM31 176V175H30ZM30 176H29V178H30ZM41 176L39 177V178H41ZM56 176V175H55ZM81 176V175H80ZM101 176V175H100ZM112 176H115V174L114 175H112ZM127 177H128V175H126ZM132 176V175H131ZM136 176H138V175H136ZM160 176V175H159ZM166 176H169V175H166ZM178 176V175H177ZM181 176H182V174H181ZM200 176V175H199ZM200 176V177H201ZM20 177H22V176H20ZM24 177V176H23ZM34 177V178H35ZM56 177H59V176H56ZM64 177V176H63ZM69 178H70V176H68ZM88 177V176H87ZM93 176H90V179L92 178ZM111 177V176H110ZM154 177V176H153ZM152 177V178H153ZM186 177V176H185ZM188 177H189V174H188ZM221 177H223L222 176V174H221ZM254 177V176H253ZM3 178V177H2ZM34 178H32V179H34ZM38 178V180H40ZM46 178V177H45ZM45 178H41V181H43ZM51 178V179H50ZM48 177V180H44L43 181V183L44 184H48L47 186V188L49 189L50 187H49V184L50 185H55V184H57V183H59V179H61V178H55V177H53L52 178V176L51 177ZM120 178V177H119ZM125 178V177H124ZM134 178H135V176H134ZM151 178V179H152ZM156 178V177H155ZM163 178H165V177H163ZM168 178V177H167ZM183 178V177H182ZM190 178V177H189ZM188 178V179H189ZM193 178V177H192ZM202 178V177H201ZM219 178V177H218ZM18 179V178H17ZM22 179V178H21ZM31 179V178H30ZM31 179V180H32ZM43 179V180H42ZM89 179V180H90ZM94 179V178H93ZM96 179V178H95ZM112 179H114V177L112 178ZM129 179V178H128ZM133 179V178H132ZM150 179V180H151ZM162 179V178H161ZM168 179H170V178H168ZM177 179V178H176ZM179 179V178H178ZM221 179V178H220ZM242 179V178H241ZM20 180V179H19ZM30 180V182H33V180L31 181ZM69 180V179H68ZM78 180V179H77ZM77 180H76V182H77ZM117 180V179H116ZM124 180H126V179H124ZM134 180V179H133ZM132 180V181H133ZM152 180H154V179H152ZM151 180V181H152ZM156 180V179H155ZM183 180V179H182ZM202 180V179H201ZM205 180V179H204ZM222 181H220V180H218V181H220V182H224V183H221V184H226L227 182L229 183V182H233L229 177L227 178V177H225L224 176V179H221ZM235 180H237V182L239 181V179H235ZM27 182L25 179L24 180H21V182ZM37 181V180H36ZM41 181L40 182H38V183H40L41 184ZM67 181V178H65L64 179V184H66L65 182ZM70 181V180H69ZM79 181V180H78ZM86 181H88V180H86ZM101 181H102V179H101ZM100 181V182H101ZM113 181V180H112ZM132 181H131V183H132ZM29 182V183H30ZM68 182V181H67ZM89 182V181H88ZM129 182V181H128ZM142 182H144V181H142ZM148 182V181H147ZM217 182V181H216ZM226 182V183H225ZM257 182V181H256ZM37 182L35 183V184H38ZM42 183V185H44ZM70 182H68L67 184H69ZM71 183H75V182H73V181H71ZM70 183V185H72ZM79 183V182H78ZM81 183H83V181L81 182ZM87 183V182H86ZM95 183V182H94ZM106 183V182H105ZM153 183H154V181H153ZM213 183V182H212ZM258 183V182H257ZM17 184V183H16ZM27 184V183H26ZM33 184V183H32ZM62 184V183H61ZM60 184V185H61ZM83 184H85V183H83ZM82 184V185H83ZM90 184V183H89ZM121 184V183H120ZM120 184L119 185H117V186H120ZM183 184V183H182ZM230 184V183H229ZM228 184V185H229ZM253 184V183H252ZM42 185H40V186H42ZM45 185V186H46ZM63 185V184H62ZM81 185V186H82ZM87 185V184H86ZM108 185V184H107ZM128 185V184H127ZM148 185V184H147ZM213 185H214V183H213ZM217 185V184H216ZM30 186H31V184H30ZM38 187H39V185H37ZM45 186H42V187H40L41 189L43 188V187H45ZM69 187V185H64V187ZM72 186H74V185H72ZM79 187H80V185H78ZM78 186H75V187H78ZM84 186V185H83ZM91 186V185H90ZM101 186V185H100ZM129 186V185H128ZM139 186L141 187V185L139 184ZM144 186H146V185H144ZM230 186V185H229ZM55 187H57V186H53L52 188H55ZM63 186H62V188H64ZM96 187H98V186H96ZM104 187V186H103ZM108 187H109V185H108ZM111 187V186H110ZM127 187V186H126ZM215 187V186H214ZM222 187H224V186H222ZM226 187V186H225ZM260 187V186H259ZM26 188V187H25ZM27 188H28V186H27ZM29 188H32V187H29ZM59 188V190L61 189V191H62V188H61V186L60 187H58ZM67 188H64V189H67ZM82 188V187H81ZM84 188V187H83ZM88 188V187H87ZM113 188V187H112ZM122 188V187H121ZM138 189H139V187H137ZM155 188V187H154ZM161 188H163V187H161ZM160 188V189H161ZM215 188H217V187H215ZM230 188V187H229ZM261 188V187H260ZM9 189V188H8ZM34 188H32V190H33ZM44 189V188H43ZM51 189V188H50ZM71 189H73V188H71ZM159 189V190H160ZM165 189V188H164ZM218 189V188H217ZM237 189V188H236ZM249 189V188H248ZM4 190H5V188H4ZM7 190V189H6ZM93 190V189H92ZM130 190V189H129ZM210 190V189H209ZM9 191V190H8ZM30 191V190H29ZM29 191H28V193H29ZM51 191H53V192H55V189H51ZM68 191H69V189H68ZM72 191V190H71ZM74 191V190H73ZM83 191V190H82ZM81 191V192H82ZM90 191V190H89ZM98 191V190H97ZM111 191V190H110ZM130 191H132V190H130ZM151 191H153V189L151 190ZM244 191V190H243ZM48 193H50L51 194V192H49V191H47ZM52 192V193H53ZM57 192V191H56ZM59 192V191H58ZM80 192V191H79ZM78 192V193H79ZM171 192V191H170ZM36 193H38V192H36ZM46 193V192H45ZM48 193H46L45 195H47ZM60 193V192H59ZM235 193H237V192H235ZM239 194L241 193V192H238ZM245 193V192H244ZM251 193V192H250ZM39 194V193H38ZM82 194H84V193H82ZM118 194V193H117ZM238 194V195H239ZM264 194V193H263ZM28 195H31V194H28ZM54 195V194H53ZM57 195H59V194H57ZM56 195V193H55V196H54V198L57 196ZM65 195H67V194H63L62 196H65ZM166 195V194H165ZM241 195V194H240ZM260 195V194H259ZM32 196V199L34 198L33 197V195H31ZM49 196V195H48ZM70 196H72V195H70ZM198 196H200V195H198ZM247 196V195H246ZM251 196V195H250ZM27 197V196H26ZM66 197V196H65ZM69 197V195L67 196V198ZM75 198H77L76 196H74ZM74 197L73 198H70V200L71 199H74ZM262 197V196H261ZM5 198V197H4ZM64 198V197H63ZM67 198H65V199H67ZM95 198V197H94ZM108 198V197H107ZM120 198V197H119ZM217 199H218V197H216ZM242 198V197H241ZM3 199V198H2ZM10 199H11V197H10ZM16 199H18L19 200V198H15V200ZM31 199V200H32ZM35 200H37L39 203H42L41 201H39L40 200V198L38 197L37 199L36 198H34ZM52 200H53V198H51ZM50 199V200H51ZM209 198H207L206 196L204 197V200H205V202H208L207 200H208ZM217 199H215L214 201L212 200V207H213V209L214 210H218V211H222V212H225V213H227L228 211H229V206L227 205V204H224V202H220V201H217ZM14 200V201H15ZM57 200V199H56ZM77 202H81V201H79L80 200V198H77ZM108 200V199H107ZM151 200H153V199H151ZM155 203L154 204H150V203H148V204H146L145 206H146V210H147V212L149 211H153L152 213V215H150V217L148 216V217H146L145 216V214L146 213H144V212H142V213H139L138 214V218L134 221V223L133 224H130L131 226L129 227V226H127V227H124V226H121L119 223L118 224H114V226H113V230H114V234L115 233H117V230L116 229H118V227L119 228H122L120 231H118V233H117V235L118 236H116L114 239H116L117 241V243H118V245L120 244V243H123L122 244V250L124 249V250H126L127 252L129 251L130 252V255L131 256H135V257H137L136 255H138L139 253H136V250H137V248L140 246V245H142L143 244V248H141V251H142V249H143V252H141L142 254H143V257H144V260H139V262H138V264H143V263H145V264H208V263H206V261L205 260H203V258H202V256L201 255H203V254H205V253H212L213 255L215 254V253H219V252H221L222 254L224 253V254H226V252L222 249V248H220V249H215V248H213V247H211V246H208V247H203V246H200V247H196V246H194V245H192L190 242H188L187 240L185 241V240H183V242L182 241H180V238L178 237V231H177V225H175V223L173 222V216H175L178 212H181V213H186V215H187V212L185 211V210H182V209H180V207L178 206V203L175 201V200H173V199H170L168 202H167V206L163 203V201H162V197L161 196H157L155 199ZM188 200V199H187ZM263 200V199H262ZM261 200V201H262ZM8 201V200H7ZM6 201V202H7ZM9 201H12V200H9ZM17 201V200H16ZM20 201V200H19ZM55 201V200H54ZM102 201V200H101ZM113 201V200H112ZM167 201V200H166ZM210 201V200H209ZM242 201V200H241ZM258 201V200H257ZM260 201V200H259ZM22 202V201H21ZM45 202V201H44ZM86 202V201H85ZM187 202V201H186ZM14 203H17V202H14ZM188 203V202H187ZM57 205H58V203H56ZM56 204L55 203H51V204H44V203H42L41 205H44V206H46L47 208H49L50 210H53V209H55L57 206H56ZM28 205V204H27ZM60 205V204H59ZM58 205V206H59ZM67 205V207L69 208L70 206H68V204H66ZM66 205H64V206H66ZM71 205V207H73L72 205L73 204H70ZM129 205V204H128ZM230 205V204H229ZM6 206H8V205H6ZM12 206V205H11ZM29 206V205H28ZM122 206V205H121ZM261 206V205H260ZM4 207V206H3ZM3 207H2V209H3ZM22 207V206H21ZM21 207H20V209H21ZM25 207H26V205H25ZM63 207V206H62ZM66 207V208H67ZM70 207V208H71ZM82 207V206H81ZM89 207V206H88ZM112 207H114V206H112ZM59 208V207H58ZM84 208V207H83ZM87 208V207H86ZM232 208L234 209V210H237V211H246L247 210V208H244V207H242V206H240V205H235V203L233 202L232 203ZM7 209V208H6ZM18 207H17V213L15 212V210H13L12 209V212H15L16 214H14L13 216H15L16 218L17 217H19V218H26V217H24L23 216V214L24 213H26L28 210H26V212H24V213H22L25 209H28V208H25V209H23V210H20ZM30 209V208H29ZM72 209V208H71ZM74 209V208H73ZM72 209V210H73ZM78 209V211H79V209H81V208H77ZM101 209V208H100ZM115 209V208H114ZM18 210H20L19 211V213H18ZM82 210V209H81ZM83 210H85V209H83ZM82 210V211H83ZM96 210H99V209H96ZM95 210V211H96ZM144 210V209H143ZM32 211V210H31ZM145 211V210H144ZM259 211V210H258ZM30 212V211H29ZM33 213H34V211H32ZM42 212V211H41ZM60 212H62V211H60ZM85 212V211H84ZM93 212V211H92ZM28 213V212H27ZM36 213V212H35ZM43 213H45V212H43ZM43 213H36V214H43ZM192 213H194V211L192 212ZM12 215L13 213H9V215ZM94 214V213H93ZM38 215V216H39ZM95 215V214H94ZM12 216V217H13ZM42 217H44L45 219H47L48 221H51V219L52 218H54L55 219V221H56V219H57V217L55 218L54 216L53 217H50L49 215L48 216H46V215H41ZM85 216V215H84ZM87 216V215H86ZM99 216V215H98ZM103 216V215H102ZM104 217V216H103ZM102 217V218H103ZM125 216H123V218H124ZM6 218H7V216H6ZM51 218V219H50ZM60 218V217H59ZM63 218V217H62ZM82 218H84V217H82ZM81 218V219H82ZM86 218V217H85ZM94 218H95V216H94ZM120 218V217H119ZM150 218H154L153 220H157L156 222V224H158L154 229H152L151 230V232H153V235L154 236H150V237H148L149 235H147V237L145 236V237H143V238H140V236H141V232H139V233H137L139 230H140V228H141V226L143 225V224H147V222H148V220L150 219ZM5 219V218H4ZM8 219H9V217H8ZM255 218L254 217H252V216H248V215H241V216H239V215H235V216H233V215H229V217H227V219H226V223L223 225V229H222V231H220V232H222V233H226V232H229V234H227L224 238H223V240L225 241V242H227V241H229V240H236V239H241V238H243V236L244 235H248L250 232H253L254 234H255V232H256V230H254V224H255V226H256V223H257V221H255L254 220ZM260 219V218H259ZM258 218H257V220H259ZM2 220V219H1ZM46 220V221H47ZM63 220H67V218L66 219H63ZM99 220H101V219H99ZM98 220V221H99ZM261 220H263V219H261ZM92 221V220H91ZM102 221V220H101ZM105 221V220H104ZM103 221V222H104ZM107 221V220H106ZM1 222V221H0ZM3 222V221H2ZM1 222V223H2ZM110 222H111V220H110ZM259 222V221H258ZM260 222H262V221H260ZM0 223V224H1ZM5 223V222H4ZM4 223H2V224H4ZM56 223H58V222H56ZM56 223H54V224H56ZM107 223H108V221H107ZM105 224H106V222H105ZM150 224H152V223H150ZM63 225V224H62ZM129 225V224H128ZM2 226V225H1ZM59 226H61V223H60V225ZM111 226V225H110ZM261 226V225H260ZM263 226V225H262ZM63 227V226H62ZM100 227V226H99ZM66 228V227H65ZM130 228L132 229V231H130ZM71 229V228H70ZM110 229H112V227L110 228ZM147 229V228H146ZM172 229H173V231H172ZM69 230V229H68ZM72 230V229H71ZM115 230H116V232H115ZM75 231V230H74ZM103 231H105V230H103ZM144 231V230H143ZM180 231L181 232H184V233H186L187 231H189V226L188 225H185L184 226V228H182V229H180ZM258 231V230H257ZM109 232H110V230H109ZM108 232V233H109ZM150 232V233H151ZM85 233H86V231H85ZM121 233V234H120ZM111 234V238H112V234H113V232L112 233H110ZM113 234V235H114ZM148 234V233H147ZM181 234V233H180ZM89 235V234H88ZM91 235V234H90ZM107 235V234H106ZM220 234H219V232H217L216 234H214L213 236H212V239H218L220 236H219ZM83 236H85V235H83ZM97 236V235H96ZM86 237V236H85ZM92 237V236H91ZM114 237V236H113ZM54 240V239H53ZM111 241V240H110ZM114 242V241H113ZM216 242V241H215ZM217 242H221V240H219V241H217ZM224 242V243H225ZM233 242V241H232ZM231 242V243H232ZM115 243V242H114ZM116 243V244H117ZM229 243V242H228ZM260 242L257 240V239H254V240H251V241H245V242H243V243H241V246H240V248H238V252L239 253H242V252H245V255L244 254H242V257H241V259H246L248 262H250L249 264H259L261 261H262V263L264 262V241H261V243L259 244ZM213 244V243H212ZM215 244H218V243H214L213 245H215ZM224 246V245H223ZM222 245H221V247H223ZM227 246V245H226ZM260 246V250L259 249H257L258 247ZM228 247V246H227ZM225 248V247H224ZM231 248H232V246H231ZM116 249V248H115ZM37 250V249H36ZM113 250V249H112ZM226 250V249H225ZM41 251V250H40ZM139 250H137V252H138ZM191 252H194L193 253V256H191ZM28 253H30V252H28ZM178 253H181V254H183V256H184V258H185V260H183L181 263H175L174 261H176L175 259L174 260H171V257L172 256H176V254H178ZM221 253H219V254H221ZM129 254V253H128ZM238 254V253H237ZM213 255H211V256H213ZM231 255H233L232 253H231ZM117 256H119V255H117ZM122 256H123V254H122ZM206 256V255H205ZM222 256V255H221ZM224 256V255H223ZM260 256V257H259ZM26 257V256H25ZM32 257V256H31ZM43 258H44V256H42ZM214 257V256H213ZM225 259L227 260V261H229V260H232V256H230L229 254H226L225 256ZM34 258V257H33ZM42 258V259H43ZM206 258V257H205ZM210 260L212 259V257H208ZM216 259H218V257H215ZM215 258H213V259H215ZM25 259V258H24ZM209 259H207V260H209ZM25 261H26V259H25ZM24 261V262H25ZM36 261H38V260H36ZM52 261V260H51ZM212 261V260H211ZM177 262V261H176ZM26 263V262H25ZM24 263V264H25ZM37 263H39V261L37 262ZM36 263V264H37ZM44 263V262H43ZM56 263V262H55ZM210 263V262H209ZM9 264V263H8ZM234 264H244L243 262H242V260H239L238 262H235Z\"/></svg>","mask_w":264,"mask_h":264}]
</instances>
